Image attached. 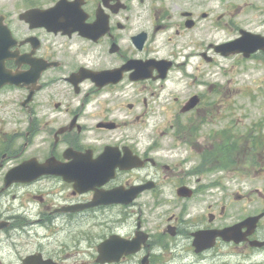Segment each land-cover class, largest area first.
Listing matches in <instances>:
<instances>
[{
	"label": "flooded vegetation",
	"instance_id": "obj_1",
	"mask_svg": "<svg viewBox=\"0 0 264 264\" xmlns=\"http://www.w3.org/2000/svg\"><path fill=\"white\" fill-rule=\"evenodd\" d=\"M242 35L264 0H0V264H264Z\"/></svg>",
	"mask_w": 264,
	"mask_h": 264
},
{
	"label": "rangeland",
	"instance_id": "obj_2",
	"mask_svg": "<svg viewBox=\"0 0 264 264\" xmlns=\"http://www.w3.org/2000/svg\"><path fill=\"white\" fill-rule=\"evenodd\" d=\"M218 71L225 83L215 82L220 86L215 91L229 92L230 105L225 116L229 123L236 124L242 133H248L255 125H259L264 137V61L262 63L261 58L258 61L222 58L219 67H215V72ZM254 161L247 168L252 173L249 178L242 180L241 185L246 189L258 188L264 192V173H261L264 172V145ZM230 178L238 182V175L232 169Z\"/></svg>",
	"mask_w": 264,
	"mask_h": 264
},
{
	"label": "water",
	"instance_id": "obj_3",
	"mask_svg": "<svg viewBox=\"0 0 264 264\" xmlns=\"http://www.w3.org/2000/svg\"><path fill=\"white\" fill-rule=\"evenodd\" d=\"M218 52L224 56L244 53L248 58L252 53L259 50L264 51V37H243L242 39L232 42L230 44L222 45L217 48Z\"/></svg>",
	"mask_w": 264,
	"mask_h": 264
}]
</instances>
